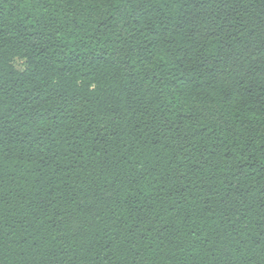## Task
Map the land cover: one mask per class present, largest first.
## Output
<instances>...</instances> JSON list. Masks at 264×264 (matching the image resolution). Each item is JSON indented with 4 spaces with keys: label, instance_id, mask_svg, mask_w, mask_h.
<instances>
[{
    "label": "trees",
    "instance_id": "1",
    "mask_svg": "<svg viewBox=\"0 0 264 264\" xmlns=\"http://www.w3.org/2000/svg\"><path fill=\"white\" fill-rule=\"evenodd\" d=\"M0 264H264V0H0Z\"/></svg>",
    "mask_w": 264,
    "mask_h": 264
},
{
    "label": "rangeland",
    "instance_id": "2",
    "mask_svg": "<svg viewBox=\"0 0 264 264\" xmlns=\"http://www.w3.org/2000/svg\"><path fill=\"white\" fill-rule=\"evenodd\" d=\"M15 65L19 69H24L26 66V63L24 59H15Z\"/></svg>",
    "mask_w": 264,
    "mask_h": 264
}]
</instances>
